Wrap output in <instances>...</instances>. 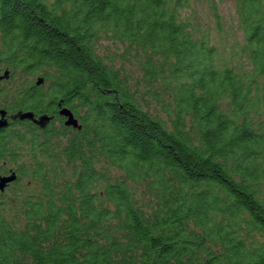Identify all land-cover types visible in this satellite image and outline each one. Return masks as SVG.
<instances>
[{
    "label": "trees",
    "instance_id": "1",
    "mask_svg": "<svg viewBox=\"0 0 264 264\" xmlns=\"http://www.w3.org/2000/svg\"><path fill=\"white\" fill-rule=\"evenodd\" d=\"M196 2L0 0V107L80 125L0 134V264H264V0Z\"/></svg>",
    "mask_w": 264,
    "mask_h": 264
},
{
    "label": "flooded vegetation",
    "instance_id": "2",
    "mask_svg": "<svg viewBox=\"0 0 264 264\" xmlns=\"http://www.w3.org/2000/svg\"><path fill=\"white\" fill-rule=\"evenodd\" d=\"M7 80H8V78H4L3 80H0V88L4 87L7 84L6 83ZM44 84H45V82H43V84H42L43 87L45 86ZM58 106L59 105L56 102L49 103L47 109L50 110V114H49V112H46V114H42V113L34 114L31 112L33 114V119L38 120L42 116H46L47 118H49V121L46 124H44L43 126L36 125L31 120H20L18 118L17 114L18 113H24L23 111L11 112V111L2 109L0 107V110L5 111V115L3 118L7 123L6 127L0 128V134H2V131L13 130V129L25 130V128L26 129L31 128V129H34V130L40 131V132L56 129L60 125H64V122L66 120L65 118L59 116L58 112H59V109L61 107H58ZM27 112H29V111H27ZM0 119H1V115H0ZM64 127L66 129L71 128V127H66L65 125H64ZM11 184H9V185H11Z\"/></svg>",
    "mask_w": 264,
    "mask_h": 264
},
{
    "label": "rangeland",
    "instance_id": "3",
    "mask_svg": "<svg viewBox=\"0 0 264 264\" xmlns=\"http://www.w3.org/2000/svg\"><path fill=\"white\" fill-rule=\"evenodd\" d=\"M215 2L217 3V10L223 21V24L225 23L226 26H228L230 23L235 22L233 0H215ZM191 7L193 10L196 11V13H198L197 16L199 17L201 16V18L203 17L205 18V16L207 15L210 19V14H209L210 3H207V4L198 3L197 4L196 0H191ZM186 14H190V10H188ZM101 47L105 53L112 54L115 52L116 46L110 41L103 40L101 41ZM119 51L121 52V49H118V52ZM126 68H129V65H127ZM132 69H134L133 65H132Z\"/></svg>",
    "mask_w": 264,
    "mask_h": 264
},
{
    "label": "water",
    "instance_id": "4",
    "mask_svg": "<svg viewBox=\"0 0 264 264\" xmlns=\"http://www.w3.org/2000/svg\"><path fill=\"white\" fill-rule=\"evenodd\" d=\"M4 77H7V73H5ZM41 83H42V79H38L36 82V85L38 86ZM0 115H1L0 128L6 127L7 123L3 118L5 115V111L0 110ZM59 115L66 119L64 122V125L66 127H72L73 129H77V130L80 129V125L78 121L74 118L70 110L66 108H62L59 111ZM17 116L20 120H31L34 124L41 125V126H43L49 121V118H47L46 116H42L38 120L33 119V114L31 112L18 113ZM15 180H16L15 173H11L8 176H0V192H4L5 188L9 184L13 183Z\"/></svg>",
    "mask_w": 264,
    "mask_h": 264
}]
</instances>
